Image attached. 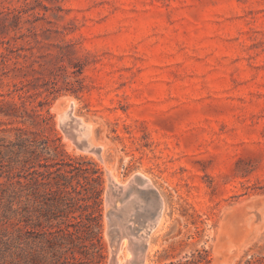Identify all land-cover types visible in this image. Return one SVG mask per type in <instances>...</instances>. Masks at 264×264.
<instances>
[{
  "label": "rangeland",
  "instance_id": "rangeland-1",
  "mask_svg": "<svg viewBox=\"0 0 264 264\" xmlns=\"http://www.w3.org/2000/svg\"><path fill=\"white\" fill-rule=\"evenodd\" d=\"M1 52L0 264H138L147 207L110 178L136 173L163 200L144 264L264 256V0H0Z\"/></svg>",
  "mask_w": 264,
  "mask_h": 264
},
{
  "label": "bare ground",
  "instance_id": "bare-ground-1",
  "mask_svg": "<svg viewBox=\"0 0 264 264\" xmlns=\"http://www.w3.org/2000/svg\"><path fill=\"white\" fill-rule=\"evenodd\" d=\"M72 107H73V103ZM69 113L71 115L72 114V108L69 109ZM74 113V112H73ZM73 117V116H72ZM80 122V119H78ZM82 121V120H81ZM84 127V126H83ZM75 130V129H74ZM70 138V137H69ZM95 146V145H94ZM101 148V147H100ZM93 151H95L96 153L99 154V150H96L95 148L93 149ZM101 156V155H100ZM110 172V171H109ZM110 174V173H109ZM110 178H111V185L114 188H121L123 191H126L129 195V200L124 202V204H122L123 206V212L124 215H129L131 213V211H133L134 209H138L140 210L143 207H147V221L144 220V222H146L145 225V230L143 232H140L137 234V238L131 241H135L136 244V248H137V258H138V264H144V256H145V251L147 248V243H148V233L158 225V223L160 222V217L162 215V208H163V200L162 198L157 194L156 189L154 187V185L152 184L151 180L141 174V173H136L135 175H133L129 181H126V183H120L119 181H117L115 179V177L110 174ZM117 190V189H116ZM124 193V192H123ZM121 194V193H120ZM144 194V195H143ZM123 197V194H122ZM128 197V196H127ZM148 198V200H147ZM123 200V201H125ZM133 200V202H132ZM137 203V205L135 204V202ZM132 202V203H131ZM135 205H134V204ZM118 205V204H117ZM137 210V212H139ZM122 212V211H121ZM136 212V211H135ZM146 213V212H145ZM144 216V215H143ZM145 217V216H144ZM145 217V218H146ZM144 218V219H145ZM136 219V217H135ZM143 219V218H142ZM126 220V219H125ZM126 223V221H125ZM134 226H133V222H129L128 224L126 223L125 229L126 230H133L134 231ZM143 229V228H142ZM125 230V231H126ZM124 231V232H125ZM127 232V231H126ZM125 232V233H126ZM135 232V231H134ZM128 233V232H127ZM128 235V234H126ZM133 235V234H132ZM132 237V236H131ZM134 237V236H133ZM133 237L131 239H133ZM123 239V238H122ZM126 239H124L125 242ZM127 241V240H126ZM123 242V241H122ZM121 243V242H120ZM125 244V243H124ZM126 245V244H125ZM128 246H133V245H128ZM134 247V246H133ZM122 248V247H121ZM120 248V249H121ZM132 248V247H131ZM119 249V248H118ZM119 249V250H120ZM128 250V249H127ZM131 250V249H130ZM136 254V253H135ZM132 256V255H131ZM112 257H114V264H121V260L119 259L117 252L115 251L112 255ZM133 257V256H132ZM132 257H128V258H132ZM127 258V259H128ZM136 258V257H135ZM129 260V259H128ZM128 264V263H126ZM137 264V263H136Z\"/></svg>",
  "mask_w": 264,
  "mask_h": 264
},
{
  "label": "trees",
  "instance_id": "trees-1",
  "mask_svg": "<svg viewBox=\"0 0 264 264\" xmlns=\"http://www.w3.org/2000/svg\"><path fill=\"white\" fill-rule=\"evenodd\" d=\"M0 56L2 57V59L0 60L1 63H5V60L3 59L4 56H5V53L4 52H1L0 53ZM14 86L16 87L17 84L14 83ZM23 86V85H21ZM21 88V87H20ZM5 104H11V103H8V101H4V100H0V106L2 105H5ZM3 111V110H1ZM32 111H36L34 108H32ZM5 115H10L8 112H4ZM37 115H40V113H37ZM15 130L17 131L16 132V136H15V139L19 142V144H21V149L23 150H30L29 147L30 146H35V149L32 150V151H37L36 149H40L38 152H36V156H35V159L38 160V157H39V153L41 152V148L45 149L47 146H46V142L45 141H41V138L40 139H36L35 137L37 135H33L32 137L34 138H31V136H24L25 135V132L22 128L18 127V128H15ZM0 142H2L1 145L5 146L4 144V139L3 138H0ZM43 144V145H42ZM45 144V145H44ZM42 145V147L40 146ZM2 154V152H0ZM35 162H32V164L30 165V168H32L29 172V174H37V175H41L42 178H46L48 179L53 172H56V175L54 177H52V181H48V184L51 186V187H54L58 192H61V193H65L67 191V185H69L68 183H66V179L68 178L67 176V173L70 172L69 170H65V171H60V167H55L56 169L55 170H50L49 167H48V164H42L41 162H38L37 165L39 167H45V169L43 171L41 170H38L37 168H35ZM6 164H4L3 162V159H2V156H1V159H0V177H4L5 179L3 181H0V200L1 199H5L6 200V206L8 204V195H9V187L11 186L12 182V175L10 174V172L8 171V167L5 166ZM61 180H63L61 182ZM20 183V182H19ZM7 208H4V213H2V216L5 217V213H6ZM199 261V260H198ZM201 262V260L199 261V263ZM170 264H198L197 260H191V261H187L185 263H173V262H170ZM204 264V263H202ZM243 264H264V256L262 258H253V257H250L248 258Z\"/></svg>",
  "mask_w": 264,
  "mask_h": 264
},
{
  "label": "water",
  "instance_id": "water-1",
  "mask_svg": "<svg viewBox=\"0 0 264 264\" xmlns=\"http://www.w3.org/2000/svg\"><path fill=\"white\" fill-rule=\"evenodd\" d=\"M64 117L67 118V119H70V121H71L72 123L75 122L76 125H79V124H80L79 120H78L77 118L72 117V115H70V114H67V115L64 116ZM82 146H83L84 148H86V149H89V150H92V149L95 148V147L91 146V145L89 144V142H88L86 139L83 140Z\"/></svg>",
  "mask_w": 264,
  "mask_h": 264
}]
</instances>
